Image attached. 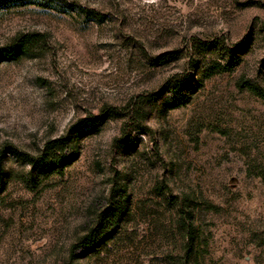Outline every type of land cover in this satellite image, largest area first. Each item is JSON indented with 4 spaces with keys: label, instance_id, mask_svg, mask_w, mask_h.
<instances>
[{
    "label": "rangeland",
    "instance_id": "1",
    "mask_svg": "<svg viewBox=\"0 0 264 264\" xmlns=\"http://www.w3.org/2000/svg\"><path fill=\"white\" fill-rule=\"evenodd\" d=\"M33 34L0 61V148L69 135L78 153L33 179L5 152L0 264H178L183 196L189 264H264V98L244 86L264 90V0H0V47ZM175 75L196 81L172 108ZM116 201L117 235L70 261Z\"/></svg>",
    "mask_w": 264,
    "mask_h": 264
},
{
    "label": "trees",
    "instance_id": "2",
    "mask_svg": "<svg viewBox=\"0 0 264 264\" xmlns=\"http://www.w3.org/2000/svg\"><path fill=\"white\" fill-rule=\"evenodd\" d=\"M82 11V10H81ZM95 15V14H93ZM37 35H22L14 40L13 43L0 47V61L14 60L19 58L22 54H30L36 50V43L38 41ZM229 65V64H228ZM228 66H220L214 64L210 68L208 76L220 70H227ZM195 78L191 75H175L166 81L164 89L170 93L179 94V98L171 100L170 107H175L187 103L194 91L193 82ZM246 88L260 97L264 98V90L255 85L245 84ZM102 119V118H100ZM69 135L55 137L47 140L42 148L32 155L30 153L20 152L10 146L0 148V191L5 180V173L2 166L3 158L6 156L5 152L13 154L20 161L26 163L30 169V175L33 179H37L38 175L48 176L50 174L63 173L65 166L71 164L77 156V148L71 143ZM190 199L187 196L177 198L175 200L177 212V225L183 234V243L181 245L182 252L178 264H189L192 257L197 253L195 241L197 237V229L193 223V210L189 206ZM127 209L123 203L118 201L110 203L98 215L93 226L88 228L87 233L78 238V241L73 243L70 247V261L77 259L78 256L74 252L78 249L82 250V254H91L99 248V246L107 240L115 237L119 231L120 223ZM195 264L198 261H194Z\"/></svg>",
    "mask_w": 264,
    "mask_h": 264
}]
</instances>
